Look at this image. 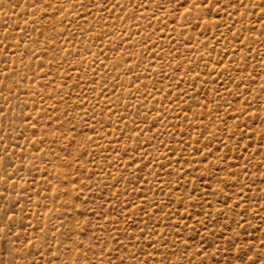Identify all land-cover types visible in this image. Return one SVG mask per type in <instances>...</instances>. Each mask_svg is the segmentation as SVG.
Listing matches in <instances>:
<instances>
[{
	"label": "rangeland",
	"instance_id": "1",
	"mask_svg": "<svg viewBox=\"0 0 264 264\" xmlns=\"http://www.w3.org/2000/svg\"><path fill=\"white\" fill-rule=\"evenodd\" d=\"M0 264H264V0H0Z\"/></svg>",
	"mask_w": 264,
	"mask_h": 264
}]
</instances>
